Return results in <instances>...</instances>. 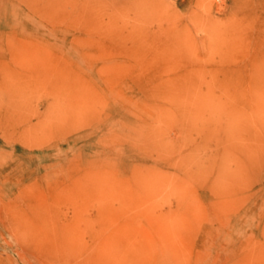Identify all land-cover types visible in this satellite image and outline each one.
Returning a JSON list of instances; mask_svg holds the SVG:
<instances>
[{
  "label": "rangeland",
  "instance_id": "obj_1",
  "mask_svg": "<svg viewBox=\"0 0 264 264\" xmlns=\"http://www.w3.org/2000/svg\"><path fill=\"white\" fill-rule=\"evenodd\" d=\"M0 44V264H264V0H0Z\"/></svg>",
  "mask_w": 264,
  "mask_h": 264
},
{
  "label": "bare ground",
  "instance_id": "obj_2",
  "mask_svg": "<svg viewBox=\"0 0 264 264\" xmlns=\"http://www.w3.org/2000/svg\"><path fill=\"white\" fill-rule=\"evenodd\" d=\"M1 40H2V39H1ZM9 40H10V39H9ZM9 42H10V41H9ZM2 43H4V42H2ZM0 46H1V44H0ZM0 49H2V48H0ZM79 53H80V52H78V54H79ZM79 55H80V54H79ZM4 56H5V55H4ZM80 57H81V56H80ZM75 62H76V61H75ZM83 62H85V61H83ZM74 67H75V66H74ZM90 67H91V66H90ZM77 68H78V67H77ZM106 70H107V68H106ZM94 71H95V70H94ZM134 71H135V70H134ZM134 71H133V72H134ZM76 74L78 75V73H76ZM96 74H97V73H96ZM102 74H103V73H102ZM79 75H80V74H79ZM85 75H86V74H85ZM75 76H76V75H75ZM99 76H100V75H99ZM80 77H81V76H80ZM80 77H78V78H80ZM83 77H84V76H83ZM68 79H69V78H68ZM68 79H67V80H68ZM84 79H85V78H84ZM84 79H82L81 86H80L79 89L82 88V84H83ZM99 79H101V78H99ZM63 81H64V80H63ZM88 82H89V81H88ZM63 83H65V82H63ZM69 84H70V83H69ZM74 84H75V83H74ZM90 84H91V83H90ZM59 85L62 86V84H59ZM57 86H58V85H57ZM60 86H59V88H60ZM77 86H78V85H77ZM62 87H64V86H62ZM67 87H68V86H67ZM64 88H66V86H65ZM72 88H73L74 90L76 89V88L73 87V86H72ZM68 90H69V89H68ZM44 91H45V90H44ZM57 91H58V90H57ZM77 91H79V90L77 89ZM81 91H82V90H81ZM67 92H68V91H67ZM70 92H71V91H70ZM68 93H69V92H68ZM81 93H82V92H81ZM59 95H60V94H59ZM68 95H69V94H68ZM72 95H73V94H72ZM57 96H58V95L56 94V100H58V99H57ZM69 96H70V95H69ZM91 97H92V96H91ZM65 98H66V97H65ZM65 98H64V100H65ZM89 98H90V97H88V99H89ZM90 99H91V98H90ZM90 99H89V100H90ZM93 99H94V98H93ZM54 100H55V99H54ZM54 100H53V103H54ZM56 100H55V101H56ZM60 100H61V99H60ZM89 100H88V101H89ZM88 101H87V102H88ZM91 101H92V99H91ZM58 102H59V101L55 102L54 104H56V103L58 104ZM87 102H86V104H87ZM93 102H94L95 105L91 102V104H93L92 106H96V105H97V104H96L97 102L94 101V100H93ZM53 103H50V104L53 106ZM48 104H49V103H48ZM91 104H90V105H91ZM88 105H89V104H88ZM90 105H89V106H90ZM83 106H84V104H83ZM85 106H87V105H85ZM97 106H100V105L98 104ZM49 107H51V106L49 105ZM55 107H56V105H55ZM51 108H52V107H51ZM83 108H84V107H83ZM94 108H95V107H94ZM98 108H99V107H98ZM101 108H102V107H101ZM101 108H99L100 111H101ZM83 110H84V109L81 110V111H82L81 113H83ZM85 110H87V109L85 108ZM85 110H84V111H85ZM96 111H97V110H96ZM86 113H87V112H86ZM86 113H85V116H86ZM89 113H90V112H89ZM98 113H99V112H98ZM85 116H84V117H85ZM107 117H108V116H107ZM86 118H87V117H86ZM97 120H98V119H97ZM112 120H113V119H112ZM97 122H98V124H99V121H97ZM110 122H111V121H110ZM116 123H117V122H116ZM114 131H115V130H114ZM110 132H111V131H110ZM108 134H109V133H108ZM147 134H148V132H147ZM145 135H146V134H145ZM147 137H148V135L145 136L144 138L146 139ZM125 138H126V136H125ZM112 139H113V138H112ZM113 141H114V140H113ZM110 143H111V141H110ZM121 143H122V142H121ZM113 144H114V143H113Z\"/></svg>",
  "mask_w": 264,
  "mask_h": 264
}]
</instances>
